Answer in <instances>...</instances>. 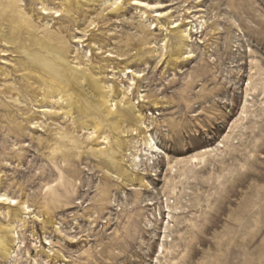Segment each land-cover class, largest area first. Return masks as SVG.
<instances>
[{
    "label": "rangeland",
    "instance_id": "1",
    "mask_svg": "<svg viewBox=\"0 0 264 264\" xmlns=\"http://www.w3.org/2000/svg\"><path fill=\"white\" fill-rule=\"evenodd\" d=\"M0 264H264V0H0Z\"/></svg>",
    "mask_w": 264,
    "mask_h": 264
},
{
    "label": "bare ground",
    "instance_id": "2",
    "mask_svg": "<svg viewBox=\"0 0 264 264\" xmlns=\"http://www.w3.org/2000/svg\"><path fill=\"white\" fill-rule=\"evenodd\" d=\"M59 58H61L60 61L59 62L55 61V65L52 66V67H49L50 64H51L50 62H43V64H44V66H46L47 69H48V67H49V69H51L49 73H51L53 75H56V76H58L60 78H63L68 85H72V86H74L76 88H79V90H80L81 89L80 88L81 76L76 72L75 69L70 68V67L67 66V68H65L64 72L62 74H59L61 72V70H62V63L67 64L66 62H64L61 54H58V56H56L54 58V60H57ZM82 94H83V96L86 99L90 100L91 102H96V104L98 106H103L104 107L103 111H102L103 113H106L107 115L114 113L116 115L115 118L117 120H119V121L122 120V118H128V117L133 118L134 121L135 120L139 121L140 114L137 113V110H136L135 106L132 105V104H128V103H126V104L123 103L122 104L120 101H116L113 104H111L110 103L111 100L109 99L110 96L107 95V94H104L101 99H98L97 97H96V99H94L95 97H91V95H89L88 93H85V92L84 93L82 92ZM111 105H112V108L114 107V112H112V109L109 108ZM133 130H134V128L130 129L131 135H135L136 134V132H134ZM138 130H139V133L143 132L141 130L140 126H138ZM119 133H120V131H119ZM146 137H147L146 138L147 144L151 148H153V150L155 151L156 147L154 146V144L151 143V140H149V136L146 135ZM3 200L7 201V200H11V199L8 198V197H4Z\"/></svg>",
    "mask_w": 264,
    "mask_h": 264
}]
</instances>
